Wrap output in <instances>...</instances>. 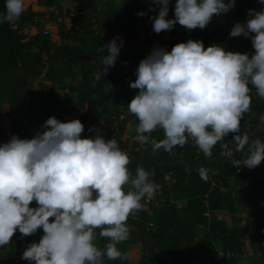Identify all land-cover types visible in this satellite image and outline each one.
Listing matches in <instances>:
<instances>
[{
	"label": "clouds",
	"instance_id": "clouds-1",
	"mask_svg": "<svg viewBox=\"0 0 264 264\" xmlns=\"http://www.w3.org/2000/svg\"><path fill=\"white\" fill-rule=\"evenodd\" d=\"M264 3V0H260ZM236 0H177L175 16L168 19L170 0H153V31L172 30L177 23L191 31L205 29L214 17L227 14ZM0 23L14 24L25 11V0H5ZM139 15H144L143 12ZM254 34V35H253ZM230 37L251 36L255 53H240L202 40L176 44L171 51L156 47L141 60L130 87L139 89L127 105L138 118V139L152 150L171 152L191 138L205 157L219 143L221 155L235 167L254 169L264 161V141L240 134L241 120L250 111L251 84L264 99V11L249 10ZM124 41L119 37L100 47L107 50L99 81L116 64ZM264 126V116L260 117ZM45 131L32 139L13 136L0 146V246L9 244L19 230L26 237L43 229L38 243L28 245L22 259L35 264H103L126 259L117 245L129 238L127 220L151 200L158 185L150 173L129 169L128 153L115 138L82 137L80 119L63 122L48 118ZM163 130L164 138L151 134ZM234 134L235 149L225 138ZM247 147L248 155L235 159ZM205 182L209 170L200 167ZM36 201L38 207H31ZM99 236L109 242L101 249Z\"/></svg>",
	"mask_w": 264,
	"mask_h": 264
},
{
	"label": "trees",
	"instance_id": "trees-1",
	"mask_svg": "<svg viewBox=\"0 0 264 264\" xmlns=\"http://www.w3.org/2000/svg\"><path fill=\"white\" fill-rule=\"evenodd\" d=\"M75 1L80 4V8L70 17L72 27L62 34L77 44L57 46L49 35L44 33L29 38L24 36L21 28L40 17V13L32 6L25 9L14 24L0 23V106L8 104L12 112L13 131L21 133L23 138L32 139L45 131L43 125L50 117L55 116L64 121V114L81 111L79 119L85 129L82 137L95 138L100 135L106 139L108 130L114 123L112 117L122 114L118 107L121 89L130 75L136 74L141 60L150 55L143 51L142 47L155 46L171 51L176 44L182 42L174 40L177 32H173L171 41L162 43L163 32L157 34L153 31L154 20L151 17L159 13V7L150 11L153 0H150L152 4L149 7L146 0H134L135 4H130L124 11L116 14L107 12V17L112 18L115 15L116 19L125 25L123 30L112 37L113 40L119 36L124 45L116 64L104 77L96 81L97 66L102 64V58L107 54V50L101 52L99 49L108 43L98 35L93 40L94 49L88 48L84 38L78 35L76 26L81 24L78 14L88 7L89 0ZM176 2L177 0H170L168 19L175 16ZM38 3L54 6L56 1L38 0ZM254 3L255 0H236L233 9L227 14L214 17L205 29L200 30L198 37L227 50L241 52L242 43H239L238 37H230L229 33L236 23L249 19V10ZM141 12L144 15H139ZM4 13L5 0H0V15ZM198 37L192 40H198ZM132 41H138L137 46L133 47ZM244 41L246 47L252 46L255 52L251 36L244 37ZM31 50L33 54L27 58ZM57 60L60 63L56 62ZM76 67L80 68L82 80L77 84H69L66 79ZM33 79H42L50 84L42 82L40 89L28 97ZM249 87L251 105L250 111L245 113L241 120V135H251L256 131L260 125V117L264 115V99L257 95L251 84ZM58 90L62 92L59 93ZM251 113L256 115L251 116ZM121 130H124V127ZM158 133L159 129L151 134V138L156 139ZM255 137L264 141V130H260ZM233 139L234 134L225 138L228 144L233 142ZM8 141L0 128V146ZM121 149L126 151L123 146ZM128 155L131 160L128 167L132 174H135L137 167H143L150 173V180L159 186L155 196L163 200V207L152 208L149 212L144 208L143 200V208L128 218L129 238L117 245L124 255L127 245L135 240H140L149 250L143 254L138 264H208L207 257L214 245L240 254L257 253L262 249L263 208L248 217L243 226L229 225L226 221L218 219L216 214L229 202L230 195L222 187L229 188L232 177L239 182L247 201H251L252 196L259 197L264 194V184L261 185L264 178H258V169H244L239 172V167L233 166L231 160L226 157L219 165L215 184L209 179L205 182L201 179L198 169L206 168L210 162L191 138L184 146H176L171 152L160 149L153 157L144 158L134 147L129 150ZM247 155L246 147L234 158L243 160ZM260 165L264 166V161ZM167 174H172V177L167 179ZM32 204H36V201ZM208 210L212 213L210 218L204 214ZM203 227L207 229L204 235ZM99 231L100 229L96 230L95 243L103 249L109 240L100 237ZM43 235L42 228L26 237L17 230L13 237L15 245L12 241L9 243L15 250L6 255L0 252V264H27L29 261L21 258L23 252L29 244L38 243ZM132 235H136L137 239ZM16 258H19L18 262L14 263ZM240 260V257L231 258L226 260L225 264H239ZM103 264L134 263L129 262L127 258L109 260L105 256Z\"/></svg>",
	"mask_w": 264,
	"mask_h": 264
},
{
	"label": "rangeland",
	"instance_id": "rangeland-1",
	"mask_svg": "<svg viewBox=\"0 0 264 264\" xmlns=\"http://www.w3.org/2000/svg\"><path fill=\"white\" fill-rule=\"evenodd\" d=\"M45 1V0H44ZM56 4L54 6H46V5H41V7H36L34 6L33 2L31 0H25V9H27L29 6H32L34 8V10H36L37 12L40 13V17L38 19L33 20L31 22H28L24 25V27L21 28V32L23 33L24 36L26 37H31L34 36L36 34L39 33H44L45 34V30H49L51 33L49 35V37L51 38V40L57 45V46H63V44H77V42L73 41L71 38L65 36L64 34H62V32H67V25L65 22L63 23H59L58 18L62 17L65 18V16L70 17L72 13H74V10L72 8H75V10H78L80 7L79 3L75 0H55ZM115 0H112V2H114ZM121 6L118 7V10H126L127 7L134 3V0H121L120 1ZM146 4L149 7L152 2L150 0H146ZM97 5L101 6V10H103L104 7L108 6V3H105L104 0H99ZM58 6V7H57ZM113 6H116V3H113V5H111V10L114 9ZM89 8V5H88ZM85 9V8H84ZM81 12V11H80ZM79 12L78 16L81 15ZM115 12V11H114ZM38 20V21H37ZM125 27V25H124ZM183 26H181L179 23H177L175 25V27L172 30L169 31H163L162 34V38H161V42L162 43H168L171 41L172 39V33L173 32H177V34L174 36V40L177 41H182V42H187L186 41V37L187 36H191L192 38H197V36H194L195 33L199 34L200 32V28H196V31H194L193 34H189L187 31H183L182 30ZM171 31V33H170ZM183 31V32H182ZM82 34L81 31L78 32V35ZM198 40H201L200 37H198ZM239 43L241 44V52L240 53H247L243 51V47L246 46L245 45V41H244V37L243 36H239L238 37ZM205 47L211 46L213 45L212 43H208L203 41ZM138 41H132V46H137ZM155 48V46H144L142 47V50L145 51L147 54H150L152 52V50ZM33 54V50L29 51L27 58L31 57V55ZM250 55V54H249ZM51 61V60H50ZM56 62H59V60H57ZM60 63V62H59ZM103 67L102 64L98 65V71L101 70V68ZM80 68L76 67L73 71V73H71L68 77H67V82L69 84H77L80 83L82 80V76L79 73ZM136 74L130 76V79L128 80V84L121 89V97L119 100V105H120V110L121 112H123L127 117H128V121L127 124L124 127V131H122V136H121V141L119 140V145L120 147L123 145H129V144H133L134 143V149L138 150L139 153L144 157V158H149V157H153L155 156L159 150L157 151H153L152 150V144L151 143H147V144H141L139 142L138 139V132H137V127L139 124L138 118L135 117L134 114L130 113V111L128 110V104L131 102V100L138 94L139 89H133L130 87V82L134 81L136 79ZM42 84L41 79H33L31 82V89H30V94H28V97H30L33 93L37 92L40 89V86ZM129 85V86H128ZM58 92H62L60 90H58ZM79 111L74 112L73 115H69L68 117H65L64 115V122L67 121H71L74 119H78L79 116ZM256 113H251V116H255ZM7 119H12V112L9 109L8 104H4L2 106H0V128H6L8 121ZM30 129H32L30 127ZM260 130H264V126L259 125V128L252 132V136L255 137L257 135V133ZM18 137L21 139H29V138H23L22 134L17 133ZM251 136V135H250ZM158 138V139H157ZM155 140L159 141L162 140L164 138V134H163V130L159 129V133L158 136ZM136 144V145H135ZM232 146L234 147L235 145L232 144ZM130 150V149H129ZM127 152V151H126ZM203 153V152H202ZM210 162L212 163V167L215 168L214 171L216 173H214L215 175H212L214 178H216L217 174H219V167H218V162L215 159L210 158L209 159ZM256 169L259 170V177H263L264 178V166H257ZM135 175V174H133ZM258 177V178H259ZM232 186H234L235 188H237V183H235L234 181L231 182ZM233 188V189H235ZM264 195V194H262ZM258 197V196H257ZM257 204V201H252L250 203V206H253ZM31 207H38L37 203L36 204H31ZM250 206H248V209L250 208ZM146 204L144 206V208H146ZM240 221L237 217H235L234 219V224L236 226H243L242 224H240ZM133 238H136V235H132ZM140 241V240H137ZM135 240L134 243H140L137 242ZM15 240H12V244L15 245ZM143 247V249H142ZM17 249V248H16ZM134 250L135 255L133 256L135 259L139 258L142 253H148L149 250L142 244H139L137 246H134V248H132ZM12 250H15V247L7 244L5 246H0V252L2 254H7L9 252H11ZM242 259V257H241ZM18 262V258H16L14 260V263ZM27 264H35L34 261H29Z\"/></svg>",
	"mask_w": 264,
	"mask_h": 264
},
{
	"label": "crops",
	"instance_id": "crops-1",
	"mask_svg": "<svg viewBox=\"0 0 264 264\" xmlns=\"http://www.w3.org/2000/svg\"><path fill=\"white\" fill-rule=\"evenodd\" d=\"M31 1L34 3L33 5L36 7H41V5H44V4H39L38 0H31ZM98 1L99 0H89V8L87 7L85 9L81 10V12H80L81 15H79V17L81 18V24L76 26V30L81 31L82 34H80V36L84 38L85 44L88 46V48L90 50L94 49L93 40L96 36L101 35L104 38V42L110 43L112 41V37L114 36V34H116L119 31L124 29V24L121 23L120 21H118L116 19L115 15L112 18L106 16L107 12H112V13L116 14L117 12L124 11V10H118L119 9L118 7L121 6V3H120L121 0H115L114 2H112V0H104L105 3H108V6L104 7L103 10H101V6L97 5ZM113 3H116V6H113L114 9L111 10V8H112L111 5H113ZM251 8H252V6H251ZM72 9L75 12V8H72ZM72 15H73V13L71 14V16ZM70 17H68V19H67V17L65 16V23L67 25L68 30L72 27V22H71ZM170 33H171V31H170ZM244 47H246V46H244ZM132 75H134V74H131L130 76H132ZM129 79H130V77H129ZM128 80L125 82L124 87L128 84ZM41 81L45 82L46 84H50V82L43 81L42 79H41ZM118 107H120L119 104H118ZM79 112H80L79 113V116H80V114L82 112L81 111H79ZM73 114H64V115H65V117H68L69 115H73ZM64 115H63V118H64ZM79 116H78V119H79ZM262 116H264V115H262ZM7 121H8V119H7ZM232 144L235 145L234 142H230L229 147L233 148V150H234L235 146L233 147ZM210 158L215 159L218 162V167L220 164L223 163V161L226 159V157L221 155L220 145H216L214 147L213 155ZM210 158L208 157V160ZM209 162H210V160H209ZM206 169L209 170V177H211L212 182L215 184L216 178H214L212 175H215L214 173H216V172L214 171L215 168L212 167L211 162H210L209 166H206ZM233 181L238 184L237 188L232 186L231 182H233ZM229 183H230L229 188L224 189L222 187V189L226 190L228 192V194L230 195L229 202L227 203V206L225 208L219 210L216 213L217 218L226 221L229 225H233L234 219H235V217H237L239 220H241L240 224L243 225L249 216L248 210L250 208L248 209V206H250V203L252 201H257V204H255L253 206H257L259 208L264 209V195H260L259 197L252 196L251 201H247V199L244 196L243 190L241 189L239 182L236 181L234 179V177H232L230 179ZM233 188H235V189H233ZM250 207H252V206H250ZM206 232H207V229L205 227H203V231H202L203 235ZM200 237H201V235L197 237V241H199ZM137 242H140V241H137ZM139 244H141V242ZM139 244L134 243V242L130 243L127 245V247L125 249V256L127 257V260L131 263L138 264L140 262L142 256H143V254H144V252H143L142 255L137 259H135L133 257L136 252H134V250L132 248H134V246H137ZM142 249H143V247H142ZM261 250L257 253H246V255H244L242 257V259L239 261V264H264V256H263Z\"/></svg>",
	"mask_w": 264,
	"mask_h": 264
},
{
	"label": "built area",
	"instance_id": "built-area-1",
	"mask_svg": "<svg viewBox=\"0 0 264 264\" xmlns=\"http://www.w3.org/2000/svg\"><path fill=\"white\" fill-rule=\"evenodd\" d=\"M251 9H256L257 11H264V3H261L260 0H255V3L252 5ZM58 21H59V23H63V22H65V18L59 17ZM182 30L187 31L189 34L194 33V30L189 31L184 27L182 28ZM50 33L51 32L49 30H45L46 35H50ZM197 35H198L197 33L194 34V36H197ZM190 39H192L191 36L186 37V41H188ZM243 51L247 52L250 55L255 53L251 46L250 47H244ZM112 119L114 120V123L112 126H110V128L108 130L106 140H110V139L115 138L117 140V142L119 143V140L121 141V136H122L121 132L124 131V130L121 131V128L125 127V125L127 124L128 117L124 113H122L119 117L114 115L112 117ZM2 133L6 137L7 140H10L13 136H18V134L13 131L12 121L10 119H8V124H7L6 128H2ZM123 147L126 149V151L128 153L129 149L134 147V143L129 144V145H125ZM244 169L249 170V168L242 167V165H241V167H239V172H242V170H244ZM166 177H167V179H169L172 177V174H167ZM259 179L262 180L261 177H259ZM209 180L212 181L211 177H209ZM151 182H153V181L151 180ZM263 184H264V182L261 183L262 186H263ZM145 204L147 206L145 209L148 210L149 212H151L152 208H162L163 207V200L157 198L155 195L151 200H148L145 197L144 206H145ZM258 209H259V207H257V206L250 207V209L248 210V214H249L248 217L249 218L252 217L258 211ZM204 214L208 218H210L212 215L211 211H209V210L206 211ZM245 223H246V221L244 222V224ZM261 251H262V254L264 256V243L262 244V250ZM244 255H246V253H243V254L235 253L232 251L224 250L221 246L214 245L213 250L209 253V255L207 257V263L208 264H225L226 260H229V259L235 258V257L241 258Z\"/></svg>",
	"mask_w": 264,
	"mask_h": 264
}]
</instances>
